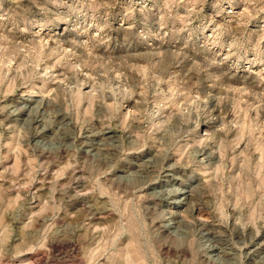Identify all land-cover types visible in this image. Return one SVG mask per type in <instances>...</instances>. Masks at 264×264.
I'll use <instances>...</instances> for the list:
<instances>
[{
	"label": "rangeland",
	"instance_id": "374dc122",
	"mask_svg": "<svg viewBox=\"0 0 264 264\" xmlns=\"http://www.w3.org/2000/svg\"><path fill=\"white\" fill-rule=\"evenodd\" d=\"M0 264H264V0H0Z\"/></svg>",
	"mask_w": 264,
	"mask_h": 264
},
{
	"label": "bare ground",
	"instance_id": "6f19581e",
	"mask_svg": "<svg viewBox=\"0 0 264 264\" xmlns=\"http://www.w3.org/2000/svg\"><path fill=\"white\" fill-rule=\"evenodd\" d=\"M80 183H81V181H80ZM80 183H79V184H80ZM81 185H82V184H81ZM84 187H85V186H84ZM78 188H79V187H78ZM82 189H83V188H82ZM97 216H98V215H97ZM198 218H199V217H198ZM90 219H91V218H90Z\"/></svg>",
	"mask_w": 264,
	"mask_h": 264
}]
</instances>
